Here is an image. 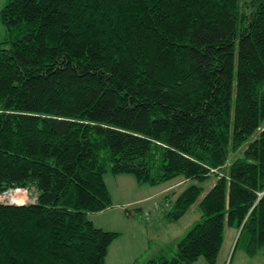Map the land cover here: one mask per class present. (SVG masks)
<instances>
[{
	"label": "trees",
	"instance_id": "obj_1",
	"mask_svg": "<svg viewBox=\"0 0 264 264\" xmlns=\"http://www.w3.org/2000/svg\"><path fill=\"white\" fill-rule=\"evenodd\" d=\"M0 20V192L30 198L0 201V264H104L107 173L189 180L163 218H198L141 264H214L225 227L264 248V0H5Z\"/></svg>",
	"mask_w": 264,
	"mask_h": 264
},
{
	"label": "rangeland",
	"instance_id": "obj_2",
	"mask_svg": "<svg viewBox=\"0 0 264 264\" xmlns=\"http://www.w3.org/2000/svg\"><path fill=\"white\" fill-rule=\"evenodd\" d=\"M4 2L5 0H0V8ZM5 35L6 29L0 20V40H3ZM0 44L8 46L4 41ZM104 179L112 196V204L103 210L90 213L89 218L96 226L120 233L108 246L104 264H128L134 260H138V264H141L143 259L160 245L173 244L198 218L199 213L195 203L177 221L158 222L164 210L169 207L170 201L189 183V180L181 176L156 185H139L130 174L107 173ZM214 180L215 178L212 177L201 185L208 189ZM21 190H13L16 203L30 199L25 190ZM132 197H142L145 203L134 200L130 202ZM126 201L129 202L125 203ZM138 205L142 206L140 213L134 210ZM236 235L237 232L233 233V228L225 227L224 237L214 264H244L240 259L246 258L242 246L238 244L234 248ZM263 252L260 251L257 256L260 262L257 264H264V257H260L264 256ZM252 260L250 264H255ZM193 264L208 263L199 257Z\"/></svg>",
	"mask_w": 264,
	"mask_h": 264
},
{
	"label": "crops",
	"instance_id": "obj_3",
	"mask_svg": "<svg viewBox=\"0 0 264 264\" xmlns=\"http://www.w3.org/2000/svg\"><path fill=\"white\" fill-rule=\"evenodd\" d=\"M119 175V174H118ZM132 200H134V201H142L141 203H145L143 200H142V197H136V198H134V197H132L129 201L130 202H132ZM129 201H126L125 203H128ZM125 203H123V204H125ZM142 206H136L135 207V209L134 210H136L137 212H142V208H141ZM126 214V213H125ZM124 215V214H123ZM162 220H164V218H163V216L161 217V219L159 218L158 219V222H161ZM230 228H232V227H230ZM236 233V230L234 231V228H233V233ZM237 236V235H236ZM242 248H243V246H242ZM243 250H244V248H243ZM260 251H264V248H261V249H259L254 255H252V256H249L248 254H246V252H245V254H244V257H246L245 259L244 258H240V259H242L243 260V262H244V264H250V262H251V260L252 261H254V263L255 264H257V263H260L258 260H257V256H258V254L260 253ZM264 253V252H263ZM248 257V258H247ZM260 257H264V256H260ZM247 259V260H246ZM261 263H262V261H261Z\"/></svg>",
	"mask_w": 264,
	"mask_h": 264
},
{
	"label": "built area",
	"instance_id": "obj_4",
	"mask_svg": "<svg viewBox=\"0 0 264 264\" xmlns=\"http://www.w3.org/2000/svg\"><path fill=\"white\" fill-rule=\"evenodd\" d=\"M16 189H18V188H16ZM13 190L9 189V190H5V191L0 192V201H2V202H10V203L11 202H17L16 197L13 194Z\"/></svg>",
	"mask_w": 264,
	"mask_h": 264
}]
</instances>
